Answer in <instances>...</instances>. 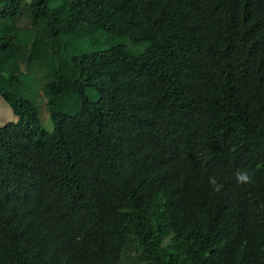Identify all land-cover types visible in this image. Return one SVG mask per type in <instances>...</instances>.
<instances>
[{
  "label": "trees",
  "instance_id": "trees-1",
  "mask_svg": "<svg viewBox=\"0 0 264 264\" xmlns=\"http://www.w3.org/2000/svg\"><path fill=\"white\" fill-rule=\"evenodd\" d=\"M0 96V264H264V0H0Z\"/></svg>",
  "mask_w": 264,
  "mask_h": 264
},
{
  "label": "rangeland",
  "instance_id": "rangeland-1",
  "mask_svg": "<svg viewBox=\"0 0 264 264\" xmlns=\"http://www.w3.org/2000/svg\"><path fill=\"white\" fill-rule=\"evenodd\" d=\"M17 120V116L12 112L9 105L0 96V127L8 122H14ZM41 121L45 129L51 130L52 124L46 112L42 113Z\"/></svg>",
  "mask_w": 264,
  "mask_h": 264
},
{
  "label": "clouds",
  "instance_id": "clouds-1",
  "mask_svg": "<svg viewBox=\"0 0 264 264\" xmlns=\"http://www.w3.org/2000/svg\"><path fill=\"white\" fill-rule=\"evenodd\" d=\"M235 179L237 184L239 185H247L253 183V177L246 169L238 170L235 173ZM208 183L212 186V189L217 193H219L224 187L223 184L219 183L218 179L215 176H210L208 179Z\"/></svg>",
  "mask_w": 264,
  "mask_h": 264
}]
</instances>
